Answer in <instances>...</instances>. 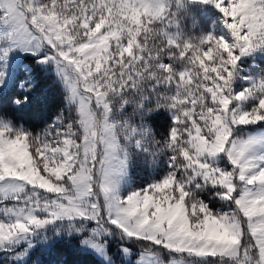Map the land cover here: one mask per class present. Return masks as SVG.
Segmentation results:
<instances>
[{"label": "snow or ice", "instance_id": "1", "mask_svg": "<svg viewBox=\"0 0 264 264\" xmlns=\"http://www.w3.org/2000/svg\"><path fill=\"white\" fill-rule=\"evenodd\" d=\"M40 77L61 104L33 128ZM61 246L264 264V0H0V264Z\"/></svg>", "mask_w": 264, "mask_h": 264}, {"label": "trees", "instance_id": "2", "mask_svg": "<svg viewBox=\"0 0 264 264\" xmlns=\"http://www.w3.org/2000/svg\"><path fill=\"white\" fill-rule=\"evenodd\" d=\"M205 26L210 23V19H201ZM18 94V93H17ZM61 104V94L54 87L50 80L38 78L37 86L32 93V102L22 110L14 112L15 118L26 126L38 128L42 122L52 114ZM164 121L161 119L154 121V126L158 131L162 130ZM148 178V173L142 169H137L134 173V180L142 183ZM54 260H66L67 264H94L91 257L81 256L67 252L63 246L58 250Z\"/></svg>", "mask_w": 264, "mask_h": 264}]
</instances>
